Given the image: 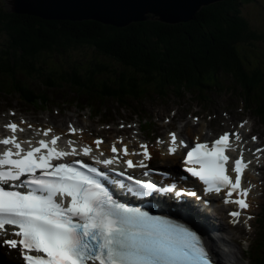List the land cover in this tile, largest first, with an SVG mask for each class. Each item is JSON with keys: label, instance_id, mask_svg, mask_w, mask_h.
Wrapping results in <instances>:
<instances>
[{"label": "snow or ice", "instance_id": "1", "mask_svg": "<svg viewBox=\"0 0 264 264\" xmlns=\"http://www.w3.org/2000/svg\"><path fill=\"white\" fill-rule=\"evenodd\" d=\"M6 127L13 135L0 139V145L5 146L0 152V248L17 249L23 264H215L196 231L177 220L150 215L141 207L120 202L103 183L108 181L124 188L122 181L109 180L108 173L114 171L117 163H124L129 169L147 168L145 161L151 157L146 145H139L140 153L128 152L127 146L119 150L111 147L113 154L119 151L123 156L140 155L142 159L134 164L131 159L120 161L115 155L103 158L100 139L94 141L95 150L87 145L76 147L72 141L68 142V150H61L55 134L33 144L17 140L15 133L22 129L16 123L9 122ZM69 129L73 134L80 131L71 126ZM51 132L47 128L38 134L49 137ZM170 140V154L184 146L175 134H170ZM232 140L240 142L241 134L225 132L211 146L196 143L183 159V170L203 184L205 194L224 190V203L247 210L248 190L241 187V176L248 162L237 158L234 179L226 174L229 157L225 153ZM24 143L28 144L27 149L22 147ZM76 156L93 163L65 159ZM114 174L125 176L137 189L144 190L133 191L129 187L127 191L133 195L147 196L157 191L153 183L125 173ZM233 194L235 199H231ZM239 210L230 216L238 220ZM8 226L11 233L6 231Z\"/></svg>", "mask_w": 264, "mask_h": 264}, {"label": "trees", "instance_id": "2", "mask_svg": "<svg viewBox=\"0 0 264 264\" xmlns=\"http://www.w3.org/2000/svg\"><path fill=\"white\" fill-rule=\"evenodd\" d=\"M247 1L212 4L186 23L143 21L123 28L95 21L15 15L0 6V38L8 37L0 40V92L17 91L24 81L19 77L24 75H28L26 85L54 76L71 83L83 95H94L96 104L107 106L106 102L122 103L120 100L132 95L140 99L149 90L157 95L172 88L205 91L220 72L238 74L244 84L253 82L254 76L245 80L241 72L242 56L247 52L244 45H253V39L258 38L241 15V3ZM86 47L95 50L109 66L116 65L103 73L114 77L112 83L96 84L95 71L82 76L85 65L92 67L89 61L68 63L66 53ZM6 48L9 52L3 51ZM28 99L33 101L30 96ZM257 256L259 264H264V248Z\"/></svg>", "mask_w": 264, "mask_h": 264}, {"label": "rangeland", "instance_id": "3", "mask_svg": "<svg viewBox=\"0 0 264 264\" xmlns=\"http://www.w3.org/2000/svg\"><path fill=\"white\" fill-rule=\"evenodd\" d=\"M218 3V2H215ZM215 3H211L205 7H208L212 4ZM0 6L1 8H3L4 11L7 12L6 6H7V0H0ZM241 15H243L247 21L248 24L250 25V29L252 31H255L258 33V38H256L259 42H254L255 40L253 39L254 44L251 45H244V49L247 50V52L251 53H245V60L247 61H253V58H257L259 61H261V57L262 55H264V0H249L247 2L241 3ZM202 8V9H203ZM15 15H19L16 13H13ZM28 16V15H27ZM31 17H35V16H31ZM148 18H150V16H147ZM39 18L40 17H36ZM147 21H154V22H159L156 20H147ZM143 22V21H142ZM145 22V21H144ZM162 24L165 25H176L178 23H166V22H160ZM8 37L7 36H3V38H0V40H6ZM4 49V48H3ZM4 52H9V50L6 48V50H3ZM5 56L8 58V55L5 53ZM254 56V57H253ZM58 58H61L58 56ZM102 59L99 58L98 54L96 53V51H93L91 49H84V50H78V51H72V52H68L66 54V59L67 61L70 63L73 60H82V59ZM244 63V60H242ZM245 61V65H246V70H250L251 68H249L248 64ZM103 62V61H102ZM67 64H65L64 66H66ZM68 66V65H67ZM115 69V67H113ZM261 69V70H260ZM262 71L264 74V62L261 63L260 68H258V73ZM241 72H243V70L241 69ZM247 74L244 73V79L245 80H249L250 78H253L254 76V72H246ZM21 78V79H20ZM20 80H27L28 79V75H24L22 77H19ZM23 81V82H24ZM36 83H39V81H36ZM234 82H226L224 85V90L225 91H218V93L216 92L212 97H211V102L207 104V102L205 103L204 106H200L199 104H197V102L195 100L193 101H189L187 99H177L176 97H172L166 101L161 102L160 100H157L153 97L147 99L146 101H144L141 105L145 107V110L148 114H150L151 118L153 119V125H155V129L160 128V123L158 122V119L162 122H165L164 119L165 117H170L171 115H173V113H175V111H177V118L175 120L174 125H176L177 127H180V123L179 121L181 120L182 116H185V118H187V116H189L190 112L194 117H198L201 120L200 125L203 127V131H205L206 133H213L214 135L217 134V127H225L228 128L234 124H237L239 121H242L244 119L247 118H251L252 119V125L255 126V134H260L262 136V138L264 137V121L260 118H258L255 113L251 112V110H247V109H237V121L231 122L227 125V127L223 124L220 123V121H210L211 118H214V114L213 111H217L219 114H223L225 115V111H235L234 109L238 108L241 106L242 102H236V99L238 98L237 95H234L232 93H230L229 88L230 86L233 84ZM37 87H39V85H36ZM66 87H64L62 90L60 89H54V90H50V95L53 97V102H51V106L55 105L56 102H63L61 104V106L59 107V109L61 110V112L59 113V115L54 116L53 115V110H50L51 114H52V118L55 120H58L57 125H62L61 128H64L67 120L69 119V117L71 119L76 118V116H81L82 117V122L85 120H88V124H90V128L88 127V129L92 130L94 133H99L100 135H105V129H102L100 127L97 126V120H93V122L91 123L88 115H89V110L80 112L77 108H75V106H71L70 103H72L75 98H78L79 100L82 99V92H80V90L78 89H72V87L65 85ZM70 88V89H69ZM223 87H221L222 89ZM260 88L253 90V96L255 97L256 95L261 94V92H263V99H264V83H260ZM11 99V100H10ZM238 101V100H237ZM64 104V105H63ZM236 104V105H235ZM5 105H7L8 107H11L12 110H14L15 112H18L19 115L24 114V113H28V115H34L31 113L32 110L23 108L18 100V96L12 95L9 96V101L6 102V104L0 103V110H5ZM110 106L115 107V104H111ZM46 109V108H45ZM37 111H42L40 109H38ZM194 113H197L196 115ZM49 112H44V113H39L38 115L40 116H44V115H48ZM121 114H123V112H121ZM148 114H146L148 116ZM190 117V116H189ZM148 118V117H147ZM189 119V118H188ZM41 120H44V117L41 118ZM63 122H60V121ZM96 127V128H94ZM209 125V127H207ZM96 135V134H95ZM264 207L258 212L259 213V217L261 218V215L263 213ZM208 220V219H207ZM256 222V226L258 225V221L259 220H255ZM223 231V228L222 230ZM220 231V232H221ZM255 234L252 235L251 238V242L254 239Z\"/></svg>", "mask_w": 264, "mask_h": 264}, {"label": "water", "instance_id": "4", "mask_svg": "<svg viewBox=\"0 0 264 264\" xmlns=\"http://www.w3.org/2000/svg\"><path fill=\"white\" fill-rule=\"evenodd\" d=\"M224 0H7V12L50 21H95L123 28L156 20L186 23L204 6ZM147 16H150L148 18Z\"/></svg>", "mask_w": 264, "mask_h": 264}, {"label": "bare ground", "instance_id": "5", "mask_svg": "<svg viewBox=\"0 0 264 264\" xmlns=\"http://www.w3.org/2000/svg\"><path fill=\"white\" fill-rule=\"evenodd\" d=\"M73 123V122H72ZM7 124V123H6ZM74 124V123H73ZM76 127H80V125H76ZM55 128V127H54ZM81 128V127H80ZM56 129V128H55ZM83 129V128H82ZM57 130V129H56ZM57 132H62V131H57ZM253 132V126H250V133H252ZM181 135H182V133L181 132H179ZM242 134H245V135H248V129H247V127L245 126L244 127V129H243V131H242ZM203 135V134H202ZM189 138H191V136L189 137ZM196 139H198V138H196ZM145 142V141H144ZM153 146H154V143H152V148H151V153H153L157 148L155 147V148H153ZM136 150L135 149H133V148H131V149H129V151L128 152H130V153H134ZM132 156V155H131ZM167 157V156H166ZM179 158V156H174V157H172V162H170L169 160H168V158H164L163 160H165V161H167L168 163H176L177 162V159ZM257 171V170H256ZM263 176H264V173H263ZM250 178L252 179V180H255V176H251L250 175ZM262 180H264V178L262 177L261 178ZM261 179H259V180H257V181H260ZM260 204L261 203H263V201L262 200H260V201H258ZM139 203L140 202H138V200H132V202H131V205L130 206H136V207H139L138 205H139ZM140 207H142V206H140ZM200 217H198V216H196V215H192L191 217H192V219H193V221L194 222H196L197 224H199L202 228H204L206 231H209L212 227H211V218H208V220L206 219V217H204V216H201V215H199ZM222 228H223V231H225L226 229L222 226L219 230H217V232L216 233H220V231L222 230ZM212 236V238L213 239H215V242L217 243V241L218 240H220V237L219 236H216V237H213V235H211ZM233 241H231V242H228V245H229V247L231 248V254H226V257L225 256H223L222 254H221V252L219 251L220 249H218L217 248V246H216V244L214 243V241L212 240V241H210V243H211V245H210V249H211V251H212V253H213V255H214V257L220 262V264H226L225 263V261H224V259H226V260H228V261H233V260H236L239 264H242V261H243V259H244V257H245V253H244V251H243V249H242V247H241V243H240V240L237 238V239H232ZM217 245H218V243H217ZM218 247H219V245H218Z\"/></svg>", "mask_w": 264, "mask_h": 264}]
</instances>
